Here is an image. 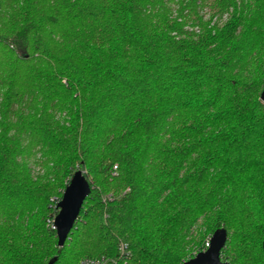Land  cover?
Segmentation results:
<instances>
[{
    "label": "trees",
    "instance_id": "16d2710c",
    "mask_svg": "<svg viewBox=\"0 0 264 264\" xmlns=\"http://www.w3.org/2000/svg\"><path fill=\"white\" fill-rule=\"evenodd\" d=\"M263 88L264 0H0V264H264Z\"/></svg>",
    "mask_w": 264,
    "mask_h": 264
},
{
    "label": "water",
    "instance_id": "95a60500",
    "mask_svg": "<svg viewBox=\"0 0 264 264\" xmlns=\"http://www.w3.org/2000/svg\"><path fill=\"white\" fill-rule=\"evenodd\" d=\"M261 101L264 103V88L261 93ZM90 193V183L85 173L81 169H78L64 190L62 199L56 206L58 214L54 219V226L60 248L64 247L80 215L83 204ZM227 240L228 234L225 229L215 231L211 236L209 247L183 264H229L221 259V252ZM262 247L264 254V241ZM54 263L55 261H51L49 264Z\"/></svg>",
    "mask_w": 264,
    "mask_h": 264
},
{
    "label": "built area",
    "instance_id": "2783aa9c",
    "mask_svg": "<svg viewBox=\"0 0 264 264\" xmlns=\"http://www.w3.org/2000/svg\"><path fill=\"white\" fill-rule=\"evenodd\" d=\"M52 228L55 229L54 221L52 222ZM210 241L206 244V249L209 247ZM125 245L121 244V255H125ZM127 255V254H126ZM81 264H118V260L110 257H100V258H86Z\"/></svg>",
    "mask_w": 264,
    "mask_h": 264
},
{
    "label": "rangeland",
    "instance_id": "374dc122",
    "mask_svg": "<svg viewBox=\"0 0 264 264\" xmlns=\"http://www.w3.org/2000/svg\"><path fill=\"white\" fill-rule=\"evenodd\" d=\"M205 229V228H204ZM205 231V230H204ZM210 239H211V236H207L206 238H205V241H204V245L206 246V244L210 241Z\"/></svg>",
    "mask_w": 264,
    "mask_h": 264
}]
</instances>
